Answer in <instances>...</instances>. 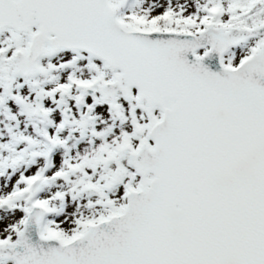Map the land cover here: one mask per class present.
I'll use <instances>...</instances> for the list:
<instances>
[{
  "label": "snow or ice",
  "instance_id": "obj_1",
  "mask_svg": "<svg viewBox=\"0 0 264 264\" xmlns=\"http://www.w3.org/2000/svg\"><path fill=\"white\" fill-rule=\"evenodd\" d=\"M0 264H264V0H0Z\"/></svg>",
  "mask_w": 264,
  "mask_h": 264
}]
</instances>
